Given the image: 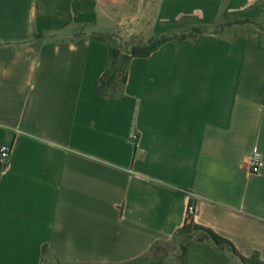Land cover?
Wrapping results in <instances>:
<instances>
[{
    "label": "crops",
    "instance_id": "obj_1",
    "mask_svg": "<svg viewBox=\"0 0 264 264\" xmlns=\"http://www.w3.org/2000/svg\"><path fill=\"white\" fill-rule=\"evenodd\" d=\"M242 19L264 23V0H0V264L131 261L170 242L190 202L194 223L264 262V30L164 42L130 59L121 93L99 92L119 39L96 34ZM182 243L184 264H239Z\"/></svg>",
    "mask_w": 264,
    "mask_h": 264
},
{
    "label": "trees",
    "instance_id": "obj_2",
    "mask_svg": "<svg viewBox=\"0 0 264 264\" xmlns=\"http://www.w3.org/2000/svg\"><path fill=\"white\" fill-rule=\"evenodd\" d=\"M233 23H250L257 28L264 30L263 22L252 19H242L236 21H222L213 26L193 25L185 29L167 31L154 35L146 41L138 39L130 40L126 44H123L122 39L117 37L116 35L96 34L95 36L99 40H103L104 38L119 39V43L117 46H112L109 48V61L107 69L105 70L100 80L99 92L101 94H105L108 92L115 94L121 93L122 86L126 81L127 65L132 57L147 56L159 45L167 41H181L187 38H193L201 33L217 34L225 25H230ZM121 74L122 77H120V79L118 80L120 88L115 91L106 90V88L115 81L116 77ZM187 239L210 242L215 248L227 251L231 255V257L235 258L238 261L239 264H264V262L260 261L256 255H253L250 258L242 256L229 240L221 237L210 228L194 223L192 220V215H187L185 223L175 232L172 240L170 241L175 242L176 240H178V248L180 251L177 255L179 257V262L177 264H184V254L186 251V247L182 242ZM160 245L162 244L156 243L147 251V253L137 257L134 260L127 261L121 264H170L162 260L165 254H170L169 252H165L163 255H154L155 249H162Z\"/></svg>",
    "mask_w": 264,
    "mask_h": 264
},
{
    "label": "rangeland",
    "instance_id": "obj_3",
    "mask_svg": "<svg viewBox=\"0 0 264 264\" xmlns=\"http://www.w3.org/2000/svg\"><path fill=\"white\" fill-rule=\"evenodd\" d=\"M129 41H123V44H126ZM120 77H122L121 75H118L115 79V81L110 84L106 90L108 91H115L118 90L120 88V84L118 83V80L120 79ZM161 246V250L160 249H155V254L154 255H159V254H164L165 252H169L170 254H165L164 257L162 258V260L164 262L167 263H172V264H177L179 262V257L177 256L179 253V248H178V240H176L175 242H168L165 244L160 245ZM42 264H65L60 262L57 257L51 253V252H45V257L43 259V263Z\"/></svg>",
    "mask_w": 264,
    "mask_h": 264
},
{
    "label": "built area",
    "instance_id": "obj_4",
    "mask_svg": "<svg viewBox=\"0 0 264 264\" xmlns=\"http://www.w3.org/2000/svg\"><path fill=\"white\" fill-rule=\"evenodd\" d=\"M131 138L133 139V141H136L138 138L137 133H132ZM10 153H11L10 145L8 144L0 145V166L1 167L5 166L8 163ZM262 165H263V161L261 158V154L258 151V149L255 148L253 151V154L251 155L248 161V170L251 173H255L260 170ZM195 207H196L195 203L190 202L187 205V215H192L195 211Z\"/></svg>",
    "mask_w": 264,
    "mask_h": 264
}]
</instances>
